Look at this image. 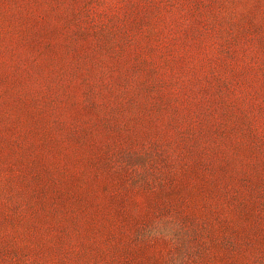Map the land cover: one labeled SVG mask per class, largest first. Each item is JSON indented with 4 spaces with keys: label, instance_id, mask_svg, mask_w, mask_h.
Returning a JSON list of instances; mask_svg holds the SVG:
<instances>
[{
    "label": "rangeland",
    "instance_id": "1",
    "mask_svg": "<svg viewBox=\"0 0 264 264\" xmlns=\"http://www.w3.org/2000/svg\"><path fill=\"white\" fill-rule=\"evenodd\" d=\"M0 264H264V0H0Z\"/></svg>",
    "mask_w": 264,
    "mask_h": 264
}]
</instances>
